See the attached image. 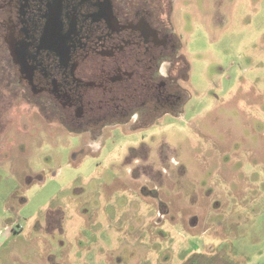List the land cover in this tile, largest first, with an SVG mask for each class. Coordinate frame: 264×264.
Returning a JSON list of instances; mask_svg holds the SVG:
<instances>
[{
  "label": "rangeland",
  "instance_id": "1",
  "mask_svg": "<svg viewBox=\"0 0 264 264\" xmlns=\"http://www.w3.org/2000/svg\"><path fill=\"white\" fill-rule=\"evenodd\" d=\"M173 11L190 62L180 115L92 143L0 99V264H264V0Z\"/></svg>",
  "mask_w": 264,
  "mask_h": 264
},
{
  "label": "flooded vegetation",
  "instance_id": "2",
  "mask_svg": "<svg viewBox=\"0 0 264 264\" xmlns=\"http://www.w3.org/2000/svg\"><path fill=\"white\" fill-rule=\"evenodd\" d=\"M173 1L0 0L1 104L25 100L92 143L119 123L139 129L180 115L190 62ZM147 146L132 157L146 160Z\"/></svg>",
  "mask_w": 264,
  "mask_h": 264
},
{
  "label": "crops",
  "instance_id": "3",
  "mask_svg": "<svg viewBox=\"0 0 264 264\" xmlns=\"http://www.w3.org/2000/svg\"><path fill=\"white\" fill-rule=\"evenodd\" d=\"M11 229L7 223L0 222V249L3 247L8 239H10Z\"/></svg>",
  "mask_w": 264,
  "mask_h": 264
}]
</instances>
